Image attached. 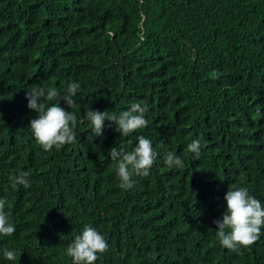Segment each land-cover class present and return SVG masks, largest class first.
<instances>
[{
	"label": "trees",
	"instance_id": "obj_1",
	"mask_svg": "<svg viewBox=\"0 0 264 264\" xmlns=\"http://www.w3.org/2000/svg\"><path fill=\"white\" fill-rule=\"evenodd\" d=\"M72 83L75 107L49 103L77 115V142L44 151L26 93ZM139 101L147 127L122 136L105 120L94 136L88 111ZM140 135L158 156L122 189L110 149ZM169 151L183 168L166 165ZM21 171L27 189L10 182ZM238 187L264 205V0H0V198L16 227L0 235V264H73L86 224L109 244L95 264H264V234L237 251L217 238Z\"/></svg>",
	"mask_w": 264,
	"mask_h": 264
},
{
	"label": "clouds",
	"instance_id": "obj_2",
	"mask_svg": "<svg viewBox=\"0 0 264 264\" xmlns=\"http://www.w3.org/2000/svg\"><path fill=\"white\" fill-rule=\"evenodd\" d=\"M80 85L72 83L66 93L60 95L57 89L49 87H34L26 93L28 108L38 114L31 120L30 128L44 151L53 148L59 150L67 144L77 142L76 126L77 115L60 106V103H49L54 100H63L72 109L75 107L74 97ZM148 105L144 101L133 102L130 108L116 115H109L106 111L90 110L87 119L94 136H103L105 120L116 125V131L122 136L148 126L145 114ZM259 114V108L257 109ZM138 143L132 151L126 152L123 148L113 147L110 149L111 159L117 161V173L122 189H131L134 186L133 175L147 177L153 167L158 153L154 150L152 141L143 135L137 137ZM187 151L195 154L199 159L201 143L193 140L187 146ZM165 163L170 168H183V162L174 151H169L165 157ZM30 172L21 171L18 175L10 177L12 187L23 185L25 189L31 187ZM227 208L222 219L214 221L217 225V238L222 247L237 251L241 246L249 247L255 244L261 237L264 229V205L255 196L249 194L246 187L229 188L225 194ZM6 205H11L4 198H0V235L12 236L16 227L9 220V213L5 211ZM109 244L95 227L86 224L81 234L76 235L67 247V255L72 258L73 264H95L98 254L108 251ZM5 259L15 261L17 253L14 250L5 249Z\"/></svg>",
	"mask_w": 264,
	"mask_h": 264
}]
</instances>
